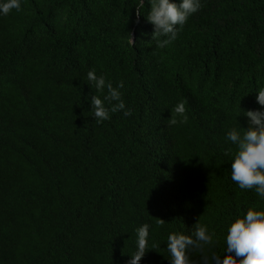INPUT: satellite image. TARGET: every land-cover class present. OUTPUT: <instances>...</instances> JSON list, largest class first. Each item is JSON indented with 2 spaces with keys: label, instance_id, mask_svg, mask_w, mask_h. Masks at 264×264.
I'll use <instances>...</instances> for the list:
<instances>
[{
  "label": "trees",
  "instance_id": "trees-1",
  "mask_svg": "<svg viewBox=\"0 0 264 264\" xmlns=\"http://www.w3.org/2000/svg\"><path fill=\"white\" fill-rule=\"evenodd\" d=\"M200 2L165 47L150 0H22L0 15V264H128L143 225L140 264H170L169 234L203 225L212 244L188 252L200 264L223 256L235 218L264 210L232 181L227 139L261 108L264 0ZM93 70L123 82L130 116Z\"/></svg>",
  "mask_w": 264,
  "mask_h": 264
},
{
  "label": "clouds",
  "instance_id": "clouds-1",
  "mask_svg": "<svg viewBox=\"0 0 264 264\" xmlns=\"http://www.w3.org/2000/svg\"><path fill=\"white\" fill-rule=\"evenodd\" d=\"M21 2L22 0H0V15H8L13 9L19 10ZM200 8V0H150L146 19L153 26L152 36L166 37L158 40V46L165 47L174 41L180 28ZM88 80L93 82L98 90L107 87L108 95L104 100L116 102L111 107V112L123 111L125 116L131 115L119 91L124 87L123 82L115 88L111 83L106 85L105 77L97 76L94 70L88 72ZM104 100L98 96L91 99V108L98 123L110 119ZM256 100L261 108L246 112L248 127L243 135L232 129L227 133V139L238 146L237 154L231 163L232 181L240 189H254L258 197L264 198V90L257 92ZM175 111L183 114V104H178ZM172 123L175 124L176 120H172ZM136 235L137 250L130 256L128 264H140L145 256L148 250V225L138 228ZM212 242L213 234L203 225H197L191 235L170 233L167 238L170 264H193L188 255L189 250L202 249ZM225 242L226 250L223 256L202 255L200 264H264V210L249 208L246 214L235 218L227 229Z\"/></svg>",
  "mask_w": 264,
  "mask_h": 264
}]
</instances>
